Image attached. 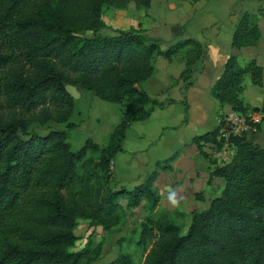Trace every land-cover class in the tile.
<instances>
[{"label": "trees", "instance_id": "trees-1", "mask_svg": "<svg viewBox=\"0 0 264 264\" xmlns=\"http://www.w3.org/2000/svg\"><path fill=\"white\" fill-rule=\"evenodd\" d=\"M66 1L0 0V264H92L89 248L71 250L80 239L78 221L113 230L122 220V199L129 210L144 200L149 206L137 241L145 250L152 246L143 264H264L260 146L233 139L236 154L214 171L225 181L224 190L208 209L191 213L186 233L168 213L157 210L160 198L153 185L158 172L131 191L112 185L110 167L123 150L129 126L148 119L155 107L176 104L153 99L140 84L153 75L158 57L172 60L188 50L190 69L182 76L188 89L191 68L206 57L201 42L182 39L162 49L139 29L101 32L107 28L104 6L125 8L134 2L148 9L153 0H72L85 16L67 14ZM259 22L258 14L242 16L233 36L236 49L260 42ZM246 76L263 86L264 69L255 60L241 66L231 56L213 95L234 111L264 115V102L252 108L243 99ZM68 84L125 104L106 147L88 140L79 151L72 150L68 140L77 127L70 122L76 100L67 93ZM34 125L47 128L46 133ZM218 136L217 128L195 142L219 145ZM111 264L137 263L122 255Z\"/></svg>", "mask_w": 264, "mask_h": 264}, {"label": "crops", "instance_id": "crops-1", "mask_svg": "<svg viewBox=\"0 0 264 264\" xmlns=\"http://www.w3.org/2000/svg\"><path fill=\"white\" fill-rule=\"evenodd\" d=\"M192 3L186 10L183 32L177 38H171L168 47L182 39H194L204 46L206 57L191 68L194 75L188 89H185L186 82L182 78L190 69L188 50L172 60L156 59L153 75L140 87L153 99L160 102L174 100L176 104L155 107L148 119L132 123L126 130L123 150L110 167L114 175L112 185L116 190L131 191L158 172L153 185L160 198L158 208L171 217L172 213L191 217L194 211L208 209L224 190L223 178L214 176L216 168L224 165L212 159L217 145L211 142L198 144L195 139L214 132L223 116L233 111L213 95V88L223 76L227 61L234 55L241 66L255 60L264 69V0H201ZM246 13L260 16L261 39L256 46L238 50L233 46V36ZM157 36L164 39L162 35L154 38ZM243 85L244 101L252 108H260L264 102V84L255 86L251 77L246 76ZM125 109V104L110 103L93 96L91 104L87 103L84 109L75 103L72 117L78 120L70 122L85 134L84 137L88 136L83 146L92 140L104 148L120 125ZM78 136L82 141V136ZM244 139L264 149V119L260 132ZM74 140L79 144L77 137ZM164 167L168 169L164 170ZM170 186L178 189L179 207H172L167 201ZM199 202L209 204L208 208L198 210Z\"/></svg>", "mask_w": 264, "mask_h": 264}, {"label": "rangeland", "instance_id": "rangeland-1", "mask_svg": "<svg viewBox=\"0 0 264 264\" xmlns=\"http://www.w3.org/2000/svg\"><path fill=\"white\" fill-rule=\"evenodd\" d=\"M192 3V0H153L151 7L146 9L137 4L130 3L125 8H116L110 6L103 7V20L107 24V28L102 30V33L115 35L117 31L129 30L131 28L139 29L145 36L157 40L162 49H167L171 38H177L183 32V21L186 17V10ZM67 14L71 16H85V13L72 0L65 2ZM166 33V34H165ZM86 36H92V32H87ZM162 35L161 39L159 36ZM179 39V38H178ZM93 94L90 91L83 90L82 98L77 100V107L84 109L87 103L92 102ZM115 105V104H114ZM120 107L121 105H115ZM78 118H71L72 121ZM40 134L46 133L47 128H41L37 125L33 126ZM51 127H55L52 125ZM66 129V125L59 126ZM82 136L81 138L78 136ZM85 134L77 128L71 131L69 143L72 145V150L79 151L86 138ZM78 138L79 144L74 140ZM99 156L96 155V159ZM208 202V201H207ZM121 203L124 207L122 220L120 225L113 230L106 231L101 226H92L90 220L79 219L76 228V234L80 239L76 242L72 251H79L83 249H90L92 256L98 261L92 264H111L122 255H130L137 264H143L146 256L151 250L149 246L146 250L138 247L137 241L141 230V223L150 214L147 201L144 200L140 207L136 209H127V201L122 199ZM203 207L201 208V206ZM198 210L208 208L207 203H198ZM158 211L160 209L158 208ZM172 218L182 228V232L186 233L191 223V217L184 214L172 213ZM99 250V251H98Z\"/></svg>", "mask_w": 264, "mask_h": 264}, {"label": "built area", "instance_id": "built-area-1", "mask_svg": "<svg viewBox=\"0 0 264 264\" xmlns=\"http://www.w3.org/2000/svg\"><path fill=\"white\" fill-rule=\"evenodd\" d=\"M263 119L264 115L260 112L243 114L233 110L224 115L218 125L219 145L212 153L213 161L224 165L231 162L237 152L233 139L257 135L260 132Z\"/></svg>", "mask_w": 264, "mask_h": 264}, {"label": "clouds", "instance_id": "clouds-1", "mask_svg": "<svg viewBox=\"0 0 264 264\" xmlns=\"http://www.w3.org/2000/svg\"><path fill=\"white\" fill-rule=\"evenodd\" d=\"M177 188H172L171 186L167 189V201L172 207H179L181 200L177 197Z\"/></svg>", "mask_w": 264, "mask_h": 264}, {"label": "water", "instance_id": "water-1", "mask_svg": "<svg viewBox=\"0 0 264 264\" xmlns=\"http://www.w3.org/2000/svg\"><path fill=\"white\" fill-rule=\"evenodd\" d=\"M65 88L67 93L76 101L82 98V91L84 90L83 87H76L68 84Z\"/></svg>", "mask_w": 264, "mask_h": 264}]
</instances>
